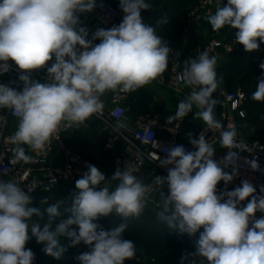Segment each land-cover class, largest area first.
Returning a JSON list of instances; mask_svg holds the SVG:
<instances>
[{
    "label": "clouds",
    "instance_id": "obj_1",
    "mask_svg": "<svg viewBox=\"0 0 264 264\" xmlns=\"http://www.w3.org/2000/svg\"><path fill=\"white\" fill-rule=\"evenodd\" d=\"M119 6L122 22L97 29L89 39L79 14L92 12L96 0H0V74L9 71V61L24 73L19 76L20 91L0 84V109L18 120L10 137L13 162L31 161L27 151L44 150L62 126L83 124L100 113L106 92H132L165 73L172 49L158 30L168 24V15L147 25L141 11L154 8L151 0H119ZM207 20L214 31L235 29V43L246 52L258 51L264 43V0H227ZM216 65L217 57L207 50L183 63L177 83L191 91L167 122L182 121L193 108L199 109L195 118L219 130L220 147L229 149L224 158L214 159L216 148L203 133L198 139L189 133L194 151L178 145L165 149L164 159L155 154L167 169L166 177L156 175L145 184L131 168H117L107 178L87 164V171L75 181L71 206L63 201L50 204L44 198L40 203L48 206L43 213L33 206L31 191L0 179V264H33L35 254L26 248L33 238L45 245V254L61 259L66 252L64 237L72 246L81 242L89 246L77 257L80 264H124L136 257L137 248L123 234L129 221L141 217L154 192L161 201L156 215L170 230L194 236L203 228L190 254L199 260H190L185 252L180 264H264V216H255L264 213V196L254 195L256 189L247 180L217 194L220 181L227 186L237 175L239 143L235 125L225 129L214 115L213 94L222 84ZM43 68L46 78H31L32 71ZM259 68L262 74L252 99L264 101V62ZM248 163L253 170L259 168L255 160ZM229 166L231 173L225 171ZM55 183L53 177L45 190ZM113 212L120 217L119 224L104 229L96 222Z\"/></svg>",
    "mask_w": 264,
    "mask_h": 264
},
{
    "label": "built area",
    "instance_id": "obj_2",
    "mask_svg": "<svg viewBox=\"0 0 264 264\" xmlns=\"http://www.w3.org/2000/svg\"><path fill=\"white\" fill-rule=\"evenodd\" d=\"M219 3V0H200L197 6L187 15L186 32L194 26L204 10L218 6ZM79 15L80 24L88 29V38L91 39L92 34L97 29H108L116 25L124 13L119 6V0H102L100 4H96L92 12ZM94 43H99V40L94 41ZM239 48L240 44L235 43V35L225 34L209 39L204 44L202 51L207 50L210 55H215L218 64L220 59L238 51ZM171 49L167 68L168 73L163 74L160 80L164 83L169 82V85L175 89L183 90L182 86L177 83L176 78L177 74L183 70L185 48L180 46L171 47ZM53 62L54 58L48 66H51ZM8 63L10 66L9 71L0 74V84L9 85L20 91L23 88V83L19 80V76L24 73L18 69L14 62L9 61ZM46 75V68H43L32 71L31 78L43 80ZM130 94L131 92L114 91L110 103L101 98L104 107L100 113L94 114L92 117L100 120L104 128L110 133L105 144L106 151L115 152L118 140H123L134 150L133 158L130 161L134 174L141 175L147 162L152 165L151 178L148 183L150 184L154 181L156 175L166 177L168 174L167 169L160 165L156 155L160 159H164L167 155L165 149L170 150L178 145L184 146L187 151H194L195 148L189 140H182L174 135L162 137L158 129V119L154 116H144L139 119L134 128H129L127 126L129 117L127 115L126 100ZM244 103L245 93L243 91H223L218 114L214 109L215 118L224 125L225 129L235 125L238 134L237 142L239 143V148L236 149L239 158L234 165L237 175L227 186L223 181H220L217 187L219 189L225 187L228 191H231L240 186L242 181L247 180L256 189L254 195L264 196V192L261 191L264 188V143L259 139H252L243 135L242 123L248 118ZM0 117H3V119H0V176L16 182L25 191H31L30 194L33 198L38 193L50 194L61 184L73 183L87 171L86 165L91 164L83 154L70 148L64 141L63 133L70 130L74 125L62 126L44 150H28L27 154L32 157L31 161L13 162L12 149L14 146L10 142V137L17 126L9 127V125L10 121L18 120L7 109H0ZM183 125H169L168 127L171 130H179ZM201 133L215 148L219 149V152L215 151L214 159L221 160L227 155L229 149L220 147L219 130L209 129L204 124L198 129L193 138L198 139ZM153 141L156 142V147H153ZM250 160H255L258 163L259 168L257 170L251 168L248 163ZM225 171L231 173L233 166H229ZM53 177L56 180L55 185H51V190H45V186L49 185ZM153 194L149 197L151 202H154ZM248 199H251V197ZM247 202V200L242 202V206L246 205ZM263 215L264 213L261 212L255 214L256 218Z\"/></svg>",
    "mask_w": 264,
    "mask_h": 264
},
{
    "label": "rangeland",
    "instance_id": "obj_3",
    "mask_svg": "<svg viewBox=\"0 0 264 264\" xmlns=\"http://www.w3.org/2000/svg\"><path fill=\"white\" fill-rule=\"evenodd\" d=\"M220 3H222V0L220 1ZM197 4L195 3L192 6L187 7V9L184 11L181 16V20L183 21H180V24H178L179 26H181V28L183 27V23L187 19L188 13L193 10ZM141 17L145 24L150 25L147 10L141 11ZM121 22L122 20L119 21L116 25L118 26ZM177 26L175 27L178 28ZM225 28H227V26L220 29L219 31H213V36H211V39L225 34L228 35V32L230 31L232 35H235V29L230 28L229 30L225 31ZM158 35L164 37V39L168 41L166 38L167 33H158ZM177 46L180 47L177 44L170 45V47ZM260 62H264V53L261 55V57L258 58V61H256L254 65L251 66V68H246L241 61L237 60L234 63V68L231 69L230 72H233L236 69L238 71V74L235 77L223 76L222 84L220 85L218 90H220L219 95L223 91H243L245 93L244 106L248 113V118L243 123L242 133L245 137L256 138L264 143V115L258 114V111H256L257 107L264 108V101H256L252 99V94L256 90V88H253L251 86L253 77L246 76L247 72H253L254 74L262 72V70L259 68ZM244 80H247V84L244 83ZM96 125L97 124H95V126ZM98 133L93 132L92 136H98ZM94 150L96 149L94 148ZM0 179L8 180L7 178L2 176H0ZM225 190H227V188L222 187L220 192H223ZM220 192L217 193L219 194ZM56 198L57 197L55 196V194H52L49 203H56ZM38 199V196H35L33 198V206L39 207L40 211L43 213L45 212V209L48 205H42ZM61 201H63V199H61ZM34 219L39 221L40 217H34ZM154 224L156 223L152 221L146 207L139 219H133L129 221V226L131 227L130 230L135 234L137 240V252L134 260L138 264H180L181 255L185 252L189 254L190 260H199V257H193L190 254L191 252L195 251V241L198 240L200 233L203 231L202 228L199 229L194 236H190L187 233L182 234L179 232V230H174L171 232L170 229L168 235V233L165 234L163 232L155 233L160 225L156 224L155 226L157 227H155ZM100 225L105 228L107 223H103ZM165 225V223H161L162 228H164ZM29 235H31V233H29ZM190 240L193 243H190ZM62 243L66 247V252L61 259H55L45 254V252L43 251L45 245L42 243H37L35 238L29 240V242L26 244V248H29L33 251V253L35 254L34 260H36L38 264H80V261L77 259V257L82 253L75 251L68 240L62 239ZM88 251L89 250L85 252Z\"/></svg>",
    "mask_w": 264,
    "mask_h": 264
},
{
    "label": "crops",
    "instance_id": "obj_4",
    "mask_svg": "<svg viewBox=\"0 0 264 264\" xmlns=\"http://www.w3.org/2000/svg\"><path fill=\"white\" fill-rule=\"evenodd\" d=\"M221 0H219L220 2ZM102 0H96V4H100ZM219 3L218 6H220ZM197 6V5H196ZM217 6H213L204 10L197 19L194 26H192L188 32H186V21L183 23V30L179 36V45L185 48L184 62L189 58H195L203 50L204 44L211 39L213 36V31L205 23L207 17L211 14H214ZM109 29V28H108ZM227 56L220 59V62L216 67L221 66L227 61ZM166 70L164 74H167ZM169 81V80H168ZM183 90H178L169 85V82L164 83L158 78L153 81L151 84H148L144 87H141L135 91H132L128 99L126 100V109L129 120L127 126L129 128H134L137 125V122L140 118L144 116H154L158 119L159 125L158 129L162 137H171L172 135L176 136L182 140H189V133H191L192 138L198 129L204 125L202 120L195 118V111L199 109H194L190 112L182 121H175L172 124L167 122L169 116L175 115L176 106L179 101L183 99L189 92V88L183 87ZM114 91L106 92L101 98L110 103L111 95ZM92 124H97L94 132L103 135L109 133L108 130L104 128L103 123L97 118L90 117L89 122ZM244 123V122H243ZM242 123V127H243ZM18 121H10L9 127L17 126ZM183 125L179 130H171L169 125ZM110 134V133H109ZM108 134V135H109ZM108 137V136H107ZM107 137L104 139L103 152L108 155H111L110 159L107 160L106 164L110 167L109 174L107 177H111L117 168H131L130 161L133 158L134 150L123 140H118L117 150L115 152H108L105 149V144ZM216 152H219V149L216 148ZM118 160V161H117ZM118 162V165H117ZM152 165L147 162L144 172L141 175H136L138 179L142 180L145 184H148L151 178ZM115 186V182L113 184ZM222 187L218 190L220 192ZM167 185L164 186L163 191L167 194ZM218 194V193H217ZM154 202L148 200L146 206L155 208L161 207V201L158 193L154 192Z\"/></svg>",
    "mask_w": 264,
    "mask_h": 264
},
{
    "label": "trees",
    "instance_id": "obj_5",
    "mask_svg": "<svg viewBox=\"0 0 264 264\" xmlns=\"http://www.w3.org/2000/svg\"><path fill=\"white\" fill-rule=\"evenodd\" d=\"M200 0H151V2L154 5L153 9L147 10V14L149 16V24L154 25L155 21L162 15L167 14L168 15V24L164 26L163 28L158 30V33H167V42L169 45L177 44L179 45V36L180 33L183 30V27L179 26L180 21L182 19V14L187 9V7L192 6L193 4L199 3ZM223 3H227V0H222V3L220 6L223 5ZM123 17L119 20L121 21ZM182 23V22H181ZM207 25H209V28L211 31H214L208 21L205 22ZM178 25V26H177ZM177 26L178 28H176ZM230 27L225 28L226 30H229ZM231 32V31H230ZM230 32H228V35H232ZM259 42V41H258ZM180 46V45H179ZM178 47V46H177ZM264 53V43L260 44V49L258 51H252V52H246L244 50L243 45H240V48L238 51L231 53L227 57V61L223 63L221 66L216 67L218 78H221L223 76H232L235 77L238 74V71L235 69L233 72H230L231 69L234 67V63L239 60L243 63V65L246 68H251L252 65L256 61H258V58L261 57V55ZM228 70V71H227ZM227 71V72H226ZM262 72L254 74L253 72H247V77H253L252 87L256 88L258 77L261 76ZM244 83L247 84V80H244ZM219 89V88H218ZM219 91L217 90L213 95L215 99L217 100V103L215 105V112H219V103L221 100L222 93L219 95ZM256 111H258V114L264 115V108H256ZM89 122V119L86 120L83 124L74 125L70 130L63 133L64 141L67 143V145L72 148L73 150L83 154L92 165L96 166L98 169H100L105 176L109 174L110 167L106 164L107 160H109L111 155L106 154L103 152V144L105 137L108 136L109 133H105L103 135L97 134L98 136H92V133L94 132V129L96 128L95 124L87 123ZM256 139V138H252ZM94 148L96 150H94ZM115 187V186H113ZM219 190V187H217ZM75 181L70 184H61L59 185L52 193H38L36 196L39 197V201H41L44 198H48L50 200V197L52 194H55L56 201H61L63 199V204L66 207H70L73 199V195L75 193ZM63 208V206H62ZM161 207H149L146 206L147 212L150 215L152 221H154L156 224L161 226L160 220L158 219L156 213L160 210ZM264 216V215H263ZM63 218H67V215H65ZM99 224L107 223L104 229H109L112 226H115L120 223V217L117 216L115 212L110 214L107 217H100L98 221H96ZM154 224V226L156 225ZM158 228V230L155 233L163 232L165 234L168 233L169 235V228L167 225H165L164 228ZM76 227V226H73ZM157 227V226H155ZM131 227L129 226L128 231H126L124 235V239L131 240L134 242V244H137L136 236L133 232H131ZM203 229V228H202ZM174 230H171V232ZM176 235V234H174ZM62 239L68 240L70 245L71 241L69 238L64 237ZM189 243V242H188ZM190 243H193L190 240ZM72 246V245H71ZM72 248L79 252L83 253L87 250H89V246L85 245L83 242H81L79 245L72 246ZM33 264H38L36 260L33 261ZM124 264H138L134 259L132 260H125Z\"/></svg>",
    "mask_w": 264,
    "mask_h": 264
}]
</instances>
